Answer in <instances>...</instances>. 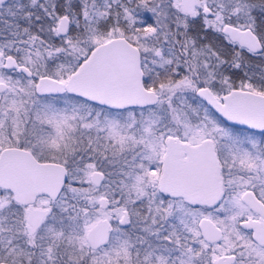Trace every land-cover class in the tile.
<instances>
[{"label": "snow or ice", "instance_id": "obj_1", "mask_svg": "<svg viewBox=\"0 0 264 264\" xmlns=\"http://www.w3.org/2000/svg\"><path fill=\"white\" fill-rule=\"evenodd\" d=\"M0 264H264V0H0Z\"/></svg>", "mask_w": 264, "mask_h": 264}]
</instances>
